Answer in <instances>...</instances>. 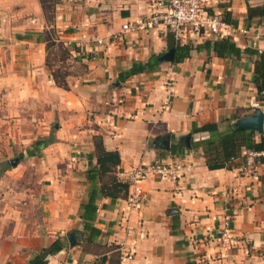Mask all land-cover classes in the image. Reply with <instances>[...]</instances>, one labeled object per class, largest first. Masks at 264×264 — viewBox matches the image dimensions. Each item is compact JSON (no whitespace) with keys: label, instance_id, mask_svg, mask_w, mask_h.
<instances>
[{"label":"crops","instance_id":"0c3cea01","mask_svg":"<svg viewBox=\"0 0 264 264\" xmlns=\"http://www.w3.org/2000/svg\"><path fill=\"white\" fill-rule=\"evenodd\" d=\"M213 1V11L229 13L243 30L229 39L236 47L264 51V17L257 14L264 0ZM52 4L51 14L40 0H0V148L21 150L34 140L41 149L14 158L15 166L10 159L11 169L0 175V264H27L57 238L63 249L47 264H94L112 246L121 251L119 264H264V163L256 161L250 173L245 147L231 169L209 170L194 147L209 134L192 132L213 123L219 131L236 128L256 109L264 115L253 84L255 57L198 51L208 37L191 34L176 41L193 47L187 58L161 63L158 58L172 49L166 29L120 34L122 24L148 15V0ZM50 30L72 68H82L81 74L67 73L64 86L47 65ZM149 60H156L152 70L123 77L133 63ZM247 131L259 142L264 117L261 134ZM94 136L119 155V173L168 164L177 177L145 181L138 210L128 206L127 193L100 196L92 225L101 234L83 252L79 243L89 234L79 216L88 199L85 172ZM226 229L231 245L224 249L220 235Z\"/></svg>","mask_w":264,"mask_h":264},{"label":"trees","instance_id":"16d2710c","mask_svg":"<svg viewBox=\"0 0 264 264\" xmlns=\"http://www.w3.org/2000/svg\"><path fill=\"white\" fill-rule=\"evenodd\" d=\"M40 1L43 11L46 13L45 4H49L50 2L52 3L53 0ZM48 12L52 14V7ZM248 12L252 13L253 11L252 9H249ZM257 14L261 18L264 17V6ZM222 15L226 22H230L231 17L229 13L224 12ZM51 33L50 38L45 40L47 51L49 49L48 43L50 41L55 43V40H57ZM166 38L168 47L175 48L176 50L174 63H179L189 56L193 47H189L187 45L180 46L170 33ZM195 49L198 51L212 50L222 58L238 57L241 54L248 55L249 57H255L253 84L256 88V101L261 106H264V51L258 52L257 50L249 48L241 50L229 39H219L215 41L206 40L201 45H197ZM155 61L156 60H149L144 64L133 63L130 69L123 73V77L126 78L137 73L150 71L154 68ZM192 132H207L209 134V137L206 140L194 144V147L201 149L206 166L209 170L231 169V163L241 156L242 149L245 147H249L250 151L253 152L264 151V136L260 137L259 142H255L253 140L255 133L251 131L236 130L230 126H228L224 131H219L217 124L213 123L202 127H193ZM92 140L94 150L92 154L87 156L88 168L85 172L86 181L89 184L88 199L80 206L81 214L79 216L83 224V233L87 232L89 234L85 239V243H79L83 252L90 250L89 244H91L93 240L98 238L101 234V232L92 225L97 211L96 201L98 198L100 196L111 199L124 198L127 193V185L120 182L117 178L116 169L120 164L119 155L114 152L106 151L100 136H94ZM27 155L33 156L34 152L28 151ZM20 157H22V154ZM94 157L96 159V163L93 165L91 160ZM257 161L264 163V158H259ZM62 249V240L57 238L49 247L32 255L27 264H47V258L57 254ZM106 251L111 252L109 257L106 256ZM98 256L99 257L95 260L94 264H106V262H109L108 264H119L121 257L117 247L114 246L101 251V253H98Z\"/></svg>","mask_w":264,"mask_h":264},{"label":"built area","instance_id":"2783aa9c","mask_svg":"<svg viewBox=\"0 0 264 264\" xmlns=\"http://www.w3.org/2000/svg\"><path fill=\"white\" fill-rule=\"evenodd\" d=\"M148 2V15L122 24L121 35L163 27L173 35L175 41L179 42L191 34L197 38L208 37V40L215 41L219 39L231 40L243 32L231 22H226L221 13L212 10L213 0H148ZM96 41L99 44L103 42L100 39ZM112 41L113 38L109 39V42ZM167 75L171 89L173 79L170 74ZM259 158H264V151L249 152L246 164L249 166L250 173ZM176 177L177 169L168 164L143 165L122 173L117 172L118 180L127 185V203L133 210H138L143 205L142 184L145 181L150 178L175 179ZM220 244L224 249L231 245L228 229L221 233ZM124 256L130 259L132 255ZM214 261L219 262L218 259Z\"/></svg>","mask_w":264,"mask_h":264},{"label":"rangeland","instance_id":"374dc122","mask_svg":"<svg viewBox=\"0 0 264 264\" xmlns=\"http://www.w3.org/2000/svg\"><path fill=\"white\" fill-rule=\"evenodd\" d=\"M51 7H52L51 2L49 4H45V11L48 13ZM50 33H51V30L47 32L45 39L50 38ZM51 34L53 35V33ZM48 45L50 49L49 50V60H47L48 66L53 71V74L57 82L59 83V85L64 86V78L67 75V73H70V74L72 73L81 74L82 73V68H80L79 66L72 68L74 66L73 61L67 58V55H65L64 50L62 49L59 43H54L53 41H50ZM12 129L14 128L12 127ZM2 141H3V137H2V134L0 133V145L2 144ZM27 145L28 146L26 148L23 147L21 150L17 148H12L11 150L7 151L5 148L3 149L0 148V175H2L5 170L11 169V164L9 162L10 159L20 157L21 152H22V156L25 157L27 154L26 150L33 151L34 153L39 152L41 150L35 145L34 140L28 141ZM24 150L26 152H24Z\"/></svg>","mask_w":264,"mask_h":264},{"label":"water","instance_id":"95a60500","mask_svg":"<svg viewBox=\"0 0 264 264\" xmlns=\"http://www.w3.org/2000/svg\"><path fill=\"white\" fill-rule=\"evenodd\" d=\"M175 59V49H170L166 53H164L161 57L158 58V61L171 63ZM263 112L260 109H256L253 116L242 118L237 122L236 130H253L258 133L263 132ZM161 143L165 149L168 148V138H164L161 140ZM18 159L12 160V165H16L18 163ZM68 240L71 245H75V237L72 233L68 235Z\"/></svg>","mask_w":264,"mask_h":264}]
</instances>
